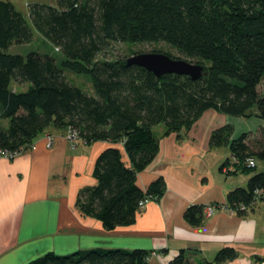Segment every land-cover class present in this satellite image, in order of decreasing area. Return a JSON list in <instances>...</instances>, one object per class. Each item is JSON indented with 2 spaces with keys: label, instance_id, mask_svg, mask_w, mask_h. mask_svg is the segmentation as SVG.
Returning a JSON list of instances; mask_svg holds the SVG:
<instances>
[{
  "label": "trees",
  "instance_id": "1",
  "mask_svg": "<svg viewBox=\"0 0 264 264\" xmlns=\"http://www.w3.org/2000/svg\"><path fill=\"white\" fill-rule=\"evenodd\" d=\"M23 14L0 0V151L18 155L48 128L73 133L86 145L107 143L93 169L96 184L81 191L76 206L107 231L134 223L138 204L158 200L164 180L146 191L137 175L158 153L154 128L164 135L188 130L204 112L264 121V0H27ZM34 33L62 55L12 47L31 43ZM114 43H164L184 61L199 65L201 76L156 77L124 60L104 58ZM101 55V59L99 56ZM171 57V56H170ZM173 58V57H172ZM76 75V76H74ZM85 77V78H81ZM85 80L90 88L73 81ZM13 85L25 87L14 90ZM224 125L210 136V148L227 147L238 165L231 174L250 175L244 188L227 195V206L243 216L264 192V127L232 138ZM246 159L256 162L253 168ZM227 159L222 167L227 165ZM242 206L245 210H240ZM204 207L183 213L193 227L204 221ZM150 252L127 249L48 252L26 264H147ZM233 248L219 250L212 262L235 260ZM169 264H189L184 251Z\"/></svg>",
  "mask_w": 264,
  "mask_h": 264
},
{
  "label": "crops",
  "instance_id": "2",
  "mask_svg": "<svg viewBox=\"0 0 264 264\" xmlns=\"http://www.w3.org/2000/svg\"><path fill=\"white\" fill-rule=\"evenodd\" d=\"M25 6L28 11L27 0ZM232 118L208 110L180 132V140L155 127L158 153L137 175V186L146 191L162 178L163 195L140 209L134 223L112 231L76 206L78 194L96 184L95 160L107 143L72 149L65 130L48 128L32 140L34 149L0 158V264H26L48 252L67 255L97 248L146 250L147 264H169L184 251L189 264H203L226 247L237 257L224 264H258L264 260V204H252L243 216L229 210L228 193L244 188L250 175L225 174L221 167L231 160L228 148L209 146L211 134L224 125L233 127L232 138L238 131L253 132L236 130L239 121ZM256 127H264V121L257 118ZM47 135L52 136L50 146ZM259 167L264 169V163ZM207 205L217 211L200 226L185 222L187 208Z\"/></svg>",
  "mask_w": 264,
  "mask_h": 264
},
{
  "label": "rangeland",
  "instance_id": "3",
  "mask_svg": "<svg viewBox=\"0 0 264 264\" xmlns=\"http://www.w3.org/2000/svg\"><path fill=\"white\" fill-rule=\"evenodd\" d=\"M17 10L21 11L23 14L26 13L27 7L25 6L26 0H9ZM11 52L14 54H20V55H27L28 53L31 52H37L41 54H48L53 56L57 61H59L62 58V55L58 53V51L50 44L48 43L43 37L38 35L37 33H34V37L31 41V43L23 46H17V47H12ZM162 53L166 54L168 56H171L173 58H182L176 50L173 48L169 47L168 45L164 43H141V44H122V43H114L111 45L109 50L107 51L106 54H104V58L109 59V60H116V59H126L128 57H131L135 54H141V53ZM99 59H101V55L99 56ZM76 76V75H74ZM85 78V77H81ZM73 81L77 82L78 84H81L84 86L85 89H89L90 86L88 83L85 82V80L82 79H74ZM14 90H22L25 89V87H18L13 85L12 86ZM261 91L264 90V83L260 86ZM232 119H235L236 121H239L238 123L235 124V129H241L245 130L246 128H249L247 130H252L253 132L257 130L256 123H257V118L256 117H250V118H237L233 117ZM163 126H159L157 129L158 131L163 130ZM156 131V128H155ZM241 131H238V135H240ZM154 133H157L154 132ZM68 132H66L65 138L68 141ZM47 138H51L52 136L47 135ZM52 144V143H51ZM79 144L83 145L80 140L76 141V144L73 146L72 149L76 148ZM85 145V144H84ZM32 146V145H31ZM29 149V148H28ZM262 167H260L261 170ZM242 174V173H241ZM245 174V173H243ZM257 202L263 203L264 200H259ZM212 206L215 209V212L217 211V208L215 205H209ZM79 209V208H78ZM80 210V209H79ZM229 210L232 211V209L229 208ZM234 213V211H232ZM213 215V214H212ZM211 217V216H210Z\"/></svg>",
  "mask_w": 264,
  "mask_h": 264
},
{
  "label": "water",
  "instance_id": "4",
  "mask_svg": "<svg viewBox=\"0 0 264 264\" xmlns=\"http://www.w3.org/2000/svg\"><path fill=\"white\" fill-rule=\"evenodd\" d=\"M126 66H138L153 73L156 77L166 74L188 76L196 80L201 76L202 68L179 58H172L162 53H141L125 59Z\"/></svg>",
  "mask_w": 264,
  "mask_h": 264
},
{
  "label": "built area",
  "instance_id": "5",
  "mask_svg": "<svg viewBox=\"0 0 264 264\" xmlns=\"http://www.w3.org/2000/svg\"><path fill=\"white\" fill-rule=\"evenodd\" d=\"M68 142L71 146V148H73V146L76 144V141H78V139L76 138V135L73 133H69L68 132ZM48 139V146L51 145L52 140L51 138H47ZM29 149H34L33 145L29 147ZM16 155H10L9 153L5 152V151H0V158L3 159H12L13 157H15ZM238 165L237 161L234 158H231V160L229 161V163H227V165L225 167H223V172L225 174H231L232 172L235 171L236 166ZM244 165L247 168H253L256 166V162L252 159H246V161L244 162ZM257 194V201L259 200H264V192H258ZM152 201L151 198H145L143 199L139 204V209H142L148 202ZM240 210H245L244 207L240 206L239 207ZM233 211V210H232ZM215 213V209L212 206H205L204 210H203V215L204 217L208 218L210 216H212V214ZM258 264H264V260L260 261Z\"/></svg>",
  "mask_w": 264,
  "mask_h": 264
}]
</instances>
